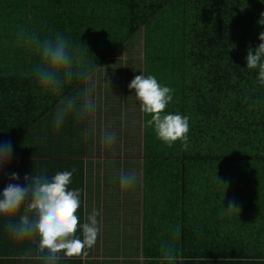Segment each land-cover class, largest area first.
<instances>
[{
	"label": "trees",
	"instance_id": "trees-1",
	"mask_svg": "<svg viewBox=\"0 0 264 264\" xmlns=\"http://www.w3.org/2000/svg\"><path fill=\"white\" fill-rule=\"evenodd\" d=\"M262 11L264 0H0V144L12 149L0 170V191L9 182L24 185L26 174L75 169L69 189L81 190L83 204L100 175L82 158L85 120L72 117L62 137L44 145V119L53 120L59 98L32 76L39 56L17 44L19 25L42 35L59 31L80 46L97 73L106 130L140 128V157L123 173L140 172L141 198L133 207L124 201L121 211V202L113 201L110 216L102 202L98 215L101 224L108 220L122 230L103 227L96 244L101 237L104 255L122 258L93 257L91 263L87 249L86 256L62 257L59 264H162L161 242L173 240L176 264H264V85L245 59L260 43ZM140 73L173 89L165 113L189 117L187 150L180 141L165 145L146 126L151 116L127 87ZM83 86L73 81L63 91L75 94ZM68 155L75 157L62 159ZM12 172L20 179L11 181ZM78 215L81 224L88 216L80 209ZM29 247L9 235L0 217V264H42L34 252L22 258Z\"/></svg>",
	"mask_w": 264,
	"mask_h": 264
},
{
	"label": "clouds",
	"instance_id": "clouds-1",
	"mask_svg": "<svg viewBox=\"0 0 264 264\" xmlns=\"http://www.w3.org/2000/svg\"><path fill=\"white\" fill-rule=\"evenodd\" d=\"M257 23L264 25V11L260 13ZM15 35L18 45L39 56V62L31 72L37 85L46 94L59 98L53 117L54 127L59 129L69 116L79 121L94 116L98 107L95 95L98 81L80 46L72 44L59 31L42 35L35 27L28 25H19ZM258 38L260 43L254 49H248L245 59L247 69L257 70V81L264 85V31L259 33ZM73 81H80L84 86L75 94H64V88ZM127 87L134 89L140 111L151 116L146 126L153 128L156 137L169 147L180 141L187 150L189 117L180 113H165L173 99V89L162 85L154 75L142 73L135 75ZM115 140V132L105 131L101 137L102 143L109 147ZM11 159V144H0V170ZM75 171H58L51 176L45 174L46 170L37 175L26 174L24 185L9 182L0 191L3 197L0 199V217L7 220L9 235L18 242L32 245L24 251L22 258L31 257L34 252V258L42 261V264H59L62 257L86 256L87 249L96 244L101 231L97 220L99 212L93 210L81 224L78 215L81 190L69 189ZM19 179L16 172L10 173L11 181ZM136 181L135 173H122L119 183L122 189H128ZM223 184L225 190L226 182ZM228 208L238 210L232 203ZM78 231L82 232V238L77 235ZM172 231L176 237L179 236V226ZM160 251L162 264H176L178 249L174 240L162 241Z\"/></svg>",
	"mask_w": 264,
	"mask_h": 264
},
{
	"label": "crops",
	"instance_id": "crops-1",
	"mask_svg": "<svg viewBox=\"0 0 264 264\" xmlns=\"http://www.w3.org/2000/svg\"><path fill=\"white\" fill-rule=\"evenodd\" d=\"M101 70V68H100ZM93 74H95V69L92 70ZM103 72V71H102ZM99 78H103V74L99 75ZM100 87V85H99ZM97 86V89H99ZM101 88V87H100ZM113 92L114 89H111ZM97 97V111L94 116L88 118L83 123V129L84 131L89 128V136L87 146L84 149V153L82 154V158L89 162L90 166L93 167L97 166L99 170V181H95V183L91 184L90 190L86 191V200L87 202L81 204L80 211L82 212V215H91L93 210H96L99 212V215L103 213L102 210V202L106 205H108V216H110V212L114 210V207H111L109 211V207L113 203V201H119L121 202V207H119L120 211L123 209V203L124 201L129 202L127 199L124 200L125 195H111L114 194V185L115 182H118L120 180V176L123 173V167L126 163L130 164L129 161H133L135 163V159L140 157L139 151L141 149L138 147V139L139 138V130L140 128L136 125V127H132L133 125L129 124L127 127H123L119 129V131L115 132L116 134V140L115 143L112 146H105L102 141L101 137L103 133L106 130L105 128L110 125L107 120L104 119L103 114L101 113L102 106L104 105L102 102L103 100L99 97L98 91L96 90L95 93ZM57 103V102H56ZM54 105V111L53 114H55V108L56 104ZM108 116V114H107ZM73 116H69L65 123L59 128H55L53 125V120H49L48 118L44 119L43 124V139H44V145L50 146L51 144H54L57 139L61 138V134L63 135L65 130H63L67 125L70 123V120ZM109 117V116H108ZM110 119V118H109ZM121 120V119H120ZM83 131V132H84ZM85 134V133H84ZM36 137H38L37 133L34 134ZM129 144V146H128ZM127 148V149H125ZM70 152V151H69ZM13 157H16V153H14ZM68 157V158H67ZM75 155H68L63 156L62 159H70L74 158ZM126 160L128 162H126ZM103 170L106 171V173H103ZM139 171H137V181H140V175ZM103 174L107 175V179L105 181H109V183H106L103 179H101V176ZM105 186V187H104ZM124 191V189H122ZM96 192H98L99 196H96ZM106 192V197L104 198L101 196L103 193ZM103 198V199H102ZM96 199H98V202H96ZM84 201V199H83ZM106 208V207H105ZM112 215V214H111ZM107 216V218H108ZM101 217V216H99ZM111 223L107 220L105 224L99 223L100 229L103 227H110ZM100 243V239L98 244ZM97 244L94 245L92 248H96ZM121 257V255H120Z\"/></svg>",
	"mask_w": 264,
	"mask_h": 264
},
{
	"label": "rangeland",
	"instance_id": "rangeland-1",
	"mask_svg": "<svg viewBox=\"0 0 264 264\" xmlns=\"http://www.w3.org/2000/svg\"><path fill=\"white\" fill-rule=\"evenodd\" d=\"M130 61H131V56H130ZM103 72L100 70V73H98V77L100 74H102ZM97 73L93 74V75H96ZM139 134H140V131H139ZM129 146V144H128ZM127 149V148H125ZM141 185H139L136 181V183L128 188V189H124V191H122V188L120 186V183L119 181L118 182H115V185H114V194H111V195H120V194H123L125 195V198L124 200H128L129 202H125L124 204H132V207L136 204V202L138 200H140L141 198ZM119 213V212H118ZM100 218L99 216H97V220L98 222L100 223ZM119 218H121V216H119ZM139 219L138 217H132V219ZM136 220V219H135ZM118 224V223H117ZM117 224L115 223L113 226H111L110 228H112V230L114 229L115 231H121L122 229H116V226ZM118 234V233H117ZM100 244H97V247L96 248H90L88 250V252L90 253V256H89V261L92 263V259L93 257H96L97 260H102L104 257H109L113 260H116L117 258L121 259L122 256L120 257V255H117V253L119 252H113V253H108V254H105L104 255V250H105V241L100 237ZM96 251V252H95ZM95 254V255H93ZM138 258L141 257V253H138L137 254Z\"/></svg>",
	"mask_w": 264,
	"mask_h": 264
}]
</instances>
